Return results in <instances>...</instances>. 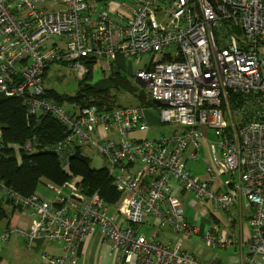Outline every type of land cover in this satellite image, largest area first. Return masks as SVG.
I'll list each match as a JSON object with an SVG mask.
<instances>
[{"label":"built area","instance_id":"built-area-1","mask_svg":"<svg viewBox=\"0 0 264 264\" xmlns=\"http://www.w3.org/2000/svg\"><path fill=\"white\" fill-rule=\"evenodd\" d=\"M263 45L264 0H0V94L20 99L29 115L50 113L63 124L56 149L62 159L93 147L121 193L110 214L97 192L83 194L74 180L61 185L69 196L50 183L52 200L22 197L0 182L30 218L27 228L6 230L0 242L13 232L28 242L53 241L58 252L43 253L44 264H79L80 247L97 228L112 264H221L140 232L149 222L198 235L208 246H237L225 232L200 231V222L187 220L176 193L188 191L209 205L201 216L229 212L244 196L251 211L240 264H264ZM118 54L149 56L134 79L161 102L154 105L160 122L177 130L135 137L149 129L144 107L99 109L44 96L51 64L87 71L86 62L94 61L109 72ZM209 132L204 174H192L187 161L197 160ZM23 149L37 151L30 141Z\"/></svg>","mask_w":264,"mask_h":264},{"label":"trees","instance_id":"trees-1","mask_svg":"<svg viewBox=\"0 0 264 264\" xmlns=\"http://www.w3.org/2000/svg\"><path fill=\"white\" fill-rule=\"evenodd\" d=\"M86 63L89 72L85 81L80 82L78 92L72 99L75 98L81 106L94 104L99 109L127 106L120 103L116 93H136L138 88L134 76L122 74L113 64L107 77L100 78L104 80L102 84L107 81L109 83V79L112 83L99 87L101 84L95 85L93 81L94 61ZM44 96L56 102L63 98L50 89H45ZM136 97L139 102L137 106L155 107L148 93L145 94L142 89ZM65 133L63 124L50 113L29 115L20 99L0 94V182L20 196L28 197L35 193L41 179L61 186L71 177H78L77 183L83 194L97 192L106 204H116L121 199V193L112 185L105 166L92 167L90 159L80 153L78 148L67 159L59 156L56 149ZM27 141L37 151L26 152L23 146ZM8 201L13 203V198L8 196ZM17 206L21 207L19 204L14 205ZM4 217L6 212L0 200V219Z\"/></svg>","mask_w":264,"mask_h":264},{"label":"rangeland","instance_id":"rangeland-1","mask_svg":"<svg viewBox=\"0 0 264 264\" xmlns=\"http://www.w3.org/2000/svg\"><path fill=\"white\" fill-rule=\"evenodd\" d=\"M98 7L101 5L100 3L97 4ZM117 60L121 59V68L120 71L122 74H125L127 76L132 77L136 70L141 69L145 66V64L149 60L148 55H143L139 58L135 57H125L122 54L116 55ZM102 64V61H101ZM93 68V74L95 82V85L101 84L99 87H103V85H110L109 83L112 81L109 79V83L102 84L104 80H100V78L107 77L108 71L104 70V68L99 67V65L94 64L92 66ZM87 71L84 70H78L75 69L68 64L64 63H55L51 64L50 67L47 68L44 76H43V85L45 89L53 90L54 92H57V94H60L63 96L61 100H58V102L64 104V105H71V104H78L77 100L74 98L72 99L78 92L79 84L80 82L85 81V77L89 72V68H87ZM137 84V85H136ZM138 90L136 93L133 92H117L116 95L118 99L120 100V103L122 105H136L138 104V100L136 95L140 93V89H142L145 94H147V90L144 87V85L140 83H136ZM115 91H112L114 93ZM71 97V98H69ZM156 112L158 111L157 108H154ZM159 116V111H158ZM158 123L155 126H151L147 131H144L148 135V137L153 138L154 136H158L160 134H168L173 130H177L178 126L175 124H162L160 122V119H158ZM143 132V131H142ZM143 134V133H142ZM141 133L132 134V136H139L142 135ZM213 139L212 133L209 132L208 139H201V146L200 150L198 152V158L196 161L188 160L187 161V168L195 174L202 176L204 174V168L206 165V161L208 158H210L209 153V143ZM80 153L87 156L90 159V164L94 168H100L105 166L104 159L95 151V149L91 146H82L79 148ZM66 169V166H64ZM227 175H222L220 177L221 181H224L227 179ZM74 180L78 181V177H71L68 181ZM50 183L47 182L45 179H41V182L38 185L39 188H48ZM46 188V189H47ZM62 191V194L65 196H69V190L67 188H64L63 186L59 187ZM49 189V188H48ZM50 190V189H49ZM179 197L182 199L183 207L185 211V215L187 217V220L190 223H198L199 220L203 217L207 216L211 218V213L206 212L205 216H201L202 208L205 207L208 211L209 205L205 203L203 205L201 202L195 200L194 195L192 193L187 194V196L179 195ZM0 200L3 208L6 212V217L0 219V235L4 233L6 230H8L7 226L9 228H13L16 223H18L19 220H21L20 217L26 218L29 217V210L27 208L23 207H16V211L14 216L11 218L10 214L13 206L17 205L16 201L13 200L12 202L8 201V195L0 191ZM121 200H119L116 204L110 205L112 208L110 209V214H113L114 207H117L119 205ZM192 201V203H191ZM243 205L246 203V198L243 197L242 200ZM224 214L226 217V214L223 211H216L212 212L215 213ZM199 214V215H198ZM204 214V213H202ZM149 223V222H148ZM148 223L143 224L140 227V232L144 233L146 237L151 238L156 230H158V234L156 236L157 241H161L163 243H169L171 245L175 244L178 239L182 240L181 248L193 253L195 255H209L213 253L214 251H220L219 246H208L201 238L196 235L192 237H187L179 233L173 232L168 226H163L160 228L152 227ZM165 234V235H163ZM49 242L45 243V246L43 247V250L49 249ZM51 251V250H50ZM0 264H42L40 253H37L34 249H32L28 244H26L24 238L22 235H19L17 233H10V237L6 241L0 242Z\"/></svg>","mask_w":264,"mask_h":264},{"label":"crops","instance_id":"crops-1","mask_svg":"<svg viewBox=\"0 0 264 264\" xmlns=\"http://www.w3.org/2000/svg\"><path fill=\"white\" fill-rule=\"evenodd\" d=\"M262 56L264 58V45L262 47ZM117 57V56H116ZM121 59L117 60L115 58V67L120 70L122 64ZM100 79V77H98ZM263 78H264V69H263ZM153 108H145L144 114L146 122L149 126H155L158 123V111L154 110ZM151 125V126H150ZM143 133L142 135L136 136L137 133ZM135 137H148L144 131H135L133 134H135ZM159 136V135H158ZM154 137H157L154 136ZM153 137V138H154ZM208 160V159H207ZM192 174H195L191 170ZM197 175V174H195ZM39 185V184H38ZM37 185V188H38ZM36 188L35 194L38 196L47 199L52 200L54 198V193L49 190L46 186V188H39V190ZM190 192L188 191H182L177 192L176 197L179 205L184 209L182 199L179 197V195L187 196ZM244 196H240L237 202L234 204L232 210L229 212H225L226 217L224 214L220 213H211V218L207 216L200 219V231H204L206 228L210 227L213 228L217 232H225L227 235L236 238L238 240L237 246H229V247H220V251H214L213 253L209 255H196L201 259L206 260H217L221 264H240L242 257L244 253L246 252V245H245V239L248 234V217L251 211V208L245 203L243 205L242 200ZM192 203V201H191ZM14 207V206H13ZM16 207H14L11 211L10 217L12 218L15 214ZM205 216V213L202 215ZM21 220L16 223V225L13 226V228H27L30 223V218L26 217L25 219L20 217ZM148 220L151 221V218H148ZM8 230H11L13 228H9L7 226ZM170 228V227H169ZM171 229V228H170ZM172 230V229H171ZM158 230L154 233V235L151 238L156 239ZM20 235V234H19ZM165 235V234H163ZM23 237V236H22ZM26 244L30 246L32 249H34L37 253H40V258L42 261V264H44V260L42 258L43 253H56L58 252V246L53 241H46L41 238H35L32 239L30 242L23 237ZM49 242V249L43 250V247L45 246V243ZM161 242V241H160ZM163 243V242H162ZM176 243L182 244V240L178 239ZM51 250V251H50ZM110 245L102 240L101 234L98 231L97 228L92 232L91 236L87 239V241L80 247L79 255H80V263L79 264H112L111 257L109 255Z\"/></svg>","mask_w":264,"mask_h":264},{"label":"water","instance_id":"water-1","mask_svg":"<svg viewBox=\"0 0 264 264\" xmlns=\"http://www.w3.org/2000/svg\"><path fill=\"white\" fill-rule=\"evenodd\" d=\"M152 103H153L155 106H157V107H159V106L161 105V102L158 101V100H152Z\"/></svg>","mask_w":264,"mask_h":264}]
</instances>
